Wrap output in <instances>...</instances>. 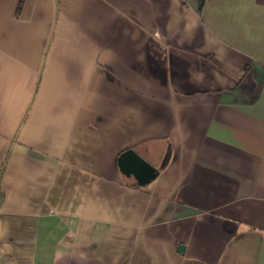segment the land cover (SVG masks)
<instances>
[{"label": "crops", "instance_id": "crops-1", "mask_svg": "<svg viewBox=\"0 0 264 264\" xmlns=\"http://www.w3.org/2000/svg\"><path fill=\"white\" fill-rule=\"evenodd\" d=\"M0 264H264V0H0Z\"/></svg>", "mask_w": 264, "mask_h": 264}, {"label": "water", "instance_id": "water-1", "mask_svg": "<svg viewBox=\"0 0 264 264\" xmlns=\"http://www.w3.org/2000/svg\"><path fill=\"white\" fill-rule=\"evenodd\" d=\"M165 159L166 157L163 158L161 166L164 164ZM117 162L121 173L125 176H133L139 185L149 183L158 173L157 167L153 166L131 148L121 152L117 158ZM179 247L181 250L183 249L182 245Z\"/></svg>", "mask_w": 264, "mask_h": 264}]
</instances>
